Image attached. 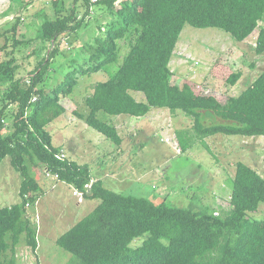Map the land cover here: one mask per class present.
I'll return each instance as SVG.
<instances>
[{
    "label": "trees",
    "instance_id": "1",
    "mask_svg": "<svg viewBox=\"0 0 264 264\" xmlns=\"http://www.w3.org/2000/svg\"><path fill=\"white\" fill-rule=\"evenodd\" d=\"M84 1L87 10L80 20L77 6L65 15L64 3L53 2L54 17L45 18L38 31L37 38L43 44L38 56L46 44L56 45L62 36L86 24L92 6ZM118 1L98 0L109 17L105 26H99L101 34L85 46L91 66L80 73L99 72L115 63L120 41L129 42L130 50L110 78L95 84L86 98L88 111L79 116L87 126L121 145L117 128L101 120L100 113L139 118L153 109H167L191 118L196 137L207 149L205 139L217 134L264 137V71L239 96L221 103L205 94L201 84L185 81L182 87L173 85L170 68L188 25L220 29L239 43L259 30L256 52L263 54L264 0ZM18 28L17 23L0 33V39L4 38L0 46V164L10 156L12 166L23 177L20 202L0 208V264H17L23 237L33 252L38 249V230L29 207L38 201L42 190L37 180L40 171H50L84 198L100 201L56 241L78 264H264V219L248 216L264 204V177L247 164H237L230 180L229 207L219 212L195 206V202L178 207L168 201L157 203L114 192L92 178L88 164L62 158L61 148L54 144L47 128L66 113L60 101L73 93L78 73L71 70L53 89L44 86L57 55L55 48L40 61L29 82L18 78L15 58L1 56L3 52L13 55L10 46L15 49L24 43L18 37ZM226 70L225 83L235 86L242 74ZM132 92L143 93L145 99L134 97ZM185 135L181 131L178 136L183 153L192 147ZM137 240L141 242L135 245Z\"/></svg>",
    "mask_w": 264,
    "mask_h": 264
},
{
    "label": "rangeland",
    "instance_id": "2",
    "mask_svg": "<svg viewBox=\"0 0 264 264\" xmlns=\"http://www.w3.org/2000/svg\"><path fill=\"white\" fill-rule=\"evenodd\" d=\"M54 1L0 0V33L18 23V37L24 42L15 49L10 46L9 50H14L13 55L6 56L3 52L1 56L2 59L14 57L19 66L17 77L27 81L40 61L56 48L57 55L52 60L44 84L48 89L60 84L71 70L78 73L73 93L61 98L60 103L66 109V113L57 120L61 122L55 124V120L47 128L54 144L61 148L67 159L81 165L88 164L93 179L101 180L114 192L148 198L157 203L168 201L178 207H188L195 202V206L219 212L227 211L229 207L230 180L235 176L239 162L264 177V137L217 134L205 139L207 149L194 133L193 120L180 111L172 113L167 109H153L147 116L139 118L100 113L98 117L101 120L117 128L122 138L121 145L87 126L79 116L88 111L86 98L92 94L95 84L107 81L116 71L130 50V44L120 41L118 60L104 70L86 75L80 73L91 66L85 46L101 34L99 26H105L109 17L104 5L97 4L91 7L93 10L90 9L83 27L62 36L56 45L46 44L38 56L39 49L43 47L37 38L38 31L45 18L54 17ZM61 2L65 6V15L77 6V19L84 17L87 10L84 0ZM258 33L256 30L246 41L239 43L217 28L186 26L170 63L171 83L180 87L185 81L201 84L205 94L215 96L221 103L239 96L264 71V53L257 54L255 46ZM8 36L12 44L11 34ZM2 45L4 38L0 39ZM226 68L229 72L242 74L235 86L225 83ZM132 94L145 99L143 93ZM9 121L12 126V121ZM219 121L222 122L221 119ZM181 131L186 132V141L192 143L185 153L179 143ZM40 172L37 180L42 190L38 201L29 207L32 223L38 230V249L33 252L23 237V243L17 250V264H78L56 241L100 201L84 196L77 198L74 195L76 189L62 183L57 175L51 173L48 176L45 171ZM22 181L21 173L12 166L11 157H6L0 164V208L20 202ZM248 216L263 220L264 204ZM140 242L137 240L135 245Z\"/></svg>",
    "mask_w": 264,
    "mask_h": 264
},
{
    "label": "built area",
    "instance_id": "3",
    "mask_svg": "<svg viewBox=\"0 0 264 264\" xmlns=\"http://www.w3.org/2000/svg\"><path fill=\"white\" fill-rule=\"evenodd\" d=\"M88 1L90 2L92 7H93V5H97V3H98V0H88ZM121 1H123V0H121ZM121 1L119 0L117 4H119ZM92 10H93V8H92ZM255 46H256V43H255ZM28 82H29V80H28ZM34 100H37V98H35ZM61 157L65 158L66 156L64 154H62ZM46 173H47L48 176H51V172L50 171H47ZM87 188L91 189V186L88 185ZM74 195L76 197H79V198H81L83 196V194L79 190H76L74 192Z\"/></svg>",
    "mask_w": 264,
    "mask_h": 264
},
{
    "label": "crops",
    "instance_id": "4",
    "mask_svg": "<svg viewBox=\"0 0 264 264\" xmlns=\"http://www.w3.org/2000/svg\"><path fill=\"white\" fill-rule=\"evenodd\" d=\"M57 120H58V119H57ZM57 120H56V121H57ZM60 122H61V120H60V121H57V122H54V123L57 124V123H60ZM90 169H91V168H90ZM92 178H93V177H92ZM94 180H95V179H94ZM17 250H18V249H17Z\"/></svg>",
    "mask_w": 264,
    "mask_h": 264
},
{
    "label": "clouds",
    "instance_id": "5",
    "mask_svg": "<svg viewBox=\"0 0 264 264\" xmlns=\"http://www.w3.org/2000/svg\"><path fill=\"white\" fill-rule=\"evenodd\" d=\"M76 190H77V189H76ZM83 196H84V195H83ZM83 196H82V197H83ZM75 197H76V196H75ZM77 198H78V197H77Z\"/></svg>",
    "mask_w": 264,
    "mask_h": 264
}]
</instances>
